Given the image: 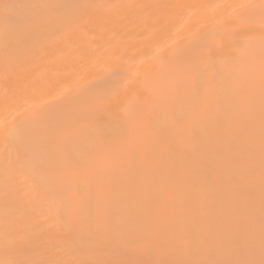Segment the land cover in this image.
Returning <instances> with one entry per match:
<instances>
[{"label":"bare ground","instance_id":"6f19581e","mask_svg":"<svg viewBox=\"0 0 264 264\" xmlns=\"http://www.w3.org/2000/svg\"><path fill=\"white\" fill-rule=\"evenodd\" d=\"M0 264H264V0H0Z\"/></svg>","mask_w":264,"mask_h":264}]
</instances>
